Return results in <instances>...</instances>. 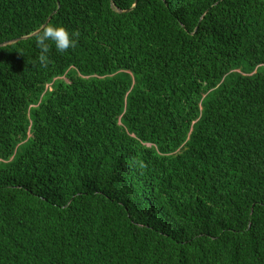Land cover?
Wrapping results in <instances>:
<instances>
[{
	"label": "trees",
	"instance_id": "1",
	"mask_svg": "<svg viewBox=\"0 0 264 264\" xmlns=\"http://www.w3.org/2000/svg\"><path fill=\"white\" fill-rule=\"evenodd\" d=\"M51 15L0 47V264H264V0H0V44Z\"/></svg>",
	"mask_w": 264,
	"mask_h": 264
},
{
	"label": "clouds",
	"instance_id": "2",
	"mask_svg": "<svg viewBox=\"0 0 264 264\" xmlns=\"http://www.w3.org/2000/svg\"><path fill=\"white\" fill-rule=\"evenodd\" d=\"M33 36L37 47L40 49L37 60L41 66L46 67L48 63V53L50 52L49 42L54 43L56 50L63 53L76 46L77 40L73 39V37L75 36L78 38L79 33H70L63 25L47 22L37 26Z\"/></svg>",
	"mask_w": 264,
	"mask_h": 264
},
{
	"label": "water",
	"instance_id": "3",
	"mask_svg": "<svg viewBox=\"0 0 264 264\" xmlns=\"http://www.w3.org/2000/svg\"><path fill=\"white\" fill-rule=\"evenodd\" d=\"M136 2H137V0H136ZM119 12L122 13L123 11H122V10H119ZM52 16H53V15H51V16L48 18L47 22H50V21H51ZM47 22H46V23H47ZM31 37H33V35H30V36H27V37H22V38L17 39V40L9 41V42H6V43H3V44H0V47L9 46V45H12V44H14V43H17V42H19V41H21V40H25V39H28V38H31Z\"/></svg>",
	"mask_w": 264,
	"mask_h": 264
},
{
	"label": "rangeland",
	"instance_id": "4",
	"mask_svg": "<svg viewBox=\"0 0 264 264\" xmlns=\"http://www.w3.org/2000/svg\"><path fill=\"white\" fill-rule=\"evenodd\" d=\"M256 71H257V70H256ZM256 71H255V72H256ZM255 72H254V73H255Z\"/></svg>",
	"mask_w": 264,
	"mask_h": 264
}]
</instances>
